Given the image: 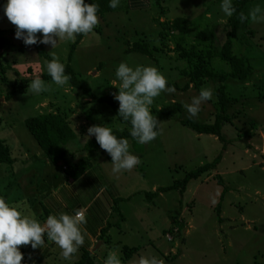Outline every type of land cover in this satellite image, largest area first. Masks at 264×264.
Instances as JSON below:
<instances>
[{"label":"rangeland","instance_id":"rangeland-1","mask_svg":"<svg viewBox=\"0 0 264 264\" xmlns=\"http://www.w3.org/2000/svg\"><path fill=\"white\" fill-rule=\"evenodd\" d=\"M217 2L163 0L164 7L159 12L152 1L151 5L142 9H130L98 18L96 27L101 30H93L96 35L84 37L73 54L71 65L81 79L89 82L95 95H111L113 98L119 88L115 69L121 62L130 67H155L178 88H174L173 93L162 92L154 98L150 106L151 114L154 109L168 104L180 103L183 106L204 87H211L214 91L216 84L210 82L196 89L188 77H182L179 69L184 66L176 60L172 42H166L171 53H154L159 64L140 54H125V42L132 44L147 39L151 46L162 48L159 23L172 21L178 16L190 19L188 30L191 35L206 27L207 23L222 27L229 17L221 11V1ZM3 3L4 0H0V5ZM256 6L264 9V0L251 3L247 15ZM196 19L203 21L196 23ZM247 21L248 29L254 31L255 35L247 40L249 45L243 48L241 54L250 60L254 75L249 83L230 85L228 89V95L234 100L228 111L232 125L224 127L223 134L229 144L217 169L210 176L204 175L191 181L184 194L170 191L148 201L146 193L171 186L183 179L187 172L216 159L222 154L223 143L215 136L197 135L183 126L179 118L188 117L184 107L179 117L159 123V133L153 141L133 145L129 140L130 153L140 160L137 166L132 170L113 173L112 164L109 163L110 171L106 173L104 170L105 174L102 173L103 169L96 167L94 170L101 177L111 175L112 180L105 182L106 189L124 199L119 203L124 221L119 214L112 215L109 235L113 244L111 248L102 247L100 254H95L96 264H104L110 252L116 253L123 264L125 259L121 248L125 244L142 246L125 264H137L140 256L153 255L162 259L164 264H264V22ZM14 31L15 26L0 8V66L6 70V75L0 73V138L10 145L19 164L27 153L32 157L37 153L42 154L26 128L24 120L27 118L65 112L70 114L79 138H85L87 129L93 125H104L112 131L124 129L116 122L109 108L84 97L69 82L64 87H58L52 81H46L50 86L48 92L33 93L28 85L32 79H42L41 75L47 73L44 69L46 59L38 55L34 46H25L22 40L14 39ZM2 39L9 42L4 44ZM220 39L217 37L218 43ZM74 41L61 40L54 49L43 45L51 57L55 54L66 65ZM22 81H25L23 92L20 91ZM186 85L188 89L184 90ZM13 90L17 91L15 97L6 99ZM219 110L213 96L212 100L200 105V112L192 118L201 123H211ZM253 123L255 126H252ZM79 138L66 145L70 155L74 152L77 156V149L82 145ZM70 155L69 162L72 161ZM102 156L110 158L107 153ZM24 163L28 166V160ZM42 164L35 163L37 167H42ZM14 165H0V197L8 195L9 205H18V210L25 216H34L33 208L27 202L29 200L34 205V201L41 197V188H52L54 182L43 181L45 173L51 169H32L28 166L25 175L14 176L15 170H19L17 163ZM59 169L54 170L63 173ZM216 175L222 176L230 190L222 202V224L217 219L215 208L221 202L223 187L215 180ZM177 217L185 224L184 244L176 235ZM117 242L120 243L117 245ZM18 248L20 250V246ZM95 248L97 251L98 248ZM179 250L178 258L174 259L173 255ZM81 256L76 253L69 260H64L56 252L49 262L73 264Z\"/></svg>","mask_w":264,"mask_h":264},{"label":"trees","instance_id":"trees-1","mask_svg":"<svg viewBox=\"0 0 264 264\" xmlns=\"http://www.w3.org/2000/svg\"><path fill=\"white\" fill-rule=\"evenodd\" d=\"M136 1L137 0H134V5H136ZM152 1H154V6L158 8L159 12L163 10V0H147L146 5H149L150 3L152 4ZM217 1L220 2L221 0ZM256 1L258 0H233L236 12L232 17H229L226 24L220 27L219 25L207 23L206 27L197 30L194 35L189 33L188 27L191 22L190 19L186 17L178 16L172 21L160 22L159 26L161 30L159 31V40L161 41L162 48L151 46L149 42H147V39H142L132 44L129 43V41L125 42V45H127L125 54H140L148 57L156 64H159V62L158 59L154 57V53L162 55L171 53L172 50L167 47L166 42H172L174 44V53L177 54L176 60L183 63L184 66L179 69L180 75L182 77H188L189 82L192 83L196 89H201V87H204L210 82L215 83L216 86L213 91L214 103L220 107L219 113L215 116L214 121L211 123H201L194 118H189V116L179 118V121L183 126L189 128L197 135L215 136L223 143L222 154H219V156L212 162L204 164L194 171L187 172L183 179L175 181L171 186L161 187L155 192L146 193L145 197L148 201H153L156 197L160 196V194L170 191H177L180 194H184L191 181L197 180L204 175L210 176L211 173L217 169L223 158L224 152L227 151L229 141L225 138L223 133L225 126L232 125L231 118L228 116V111L234 103V100L228 95V89L230 85L249 83L254 75V68L250 60L242 55L241 51H243L244 47L249 45L247 40L250 39V37H254L255 32L248 29L247 19L244 22H241L239 16L240 14H243L247 17L246 12L249 9L250 4ZM85 3H95L98 5V18H105L109 14L129 11L130 9L135 10L132 9L133 6L129 0H119L118 6L115 9L108 7L109 0H85ZM195 21L196 23H199L203 21V19H196ZM93 30L100 31L101 29L98 26H95ZM39 35L40 34L37 33V36ZM84 37V35L76 36L75 41L70 48L68 63L64 65L66 74L71 77L69 84L72 88L80 91L84 97L91 99L92 102L105 105L109 108L116 122L124 128L113 130L112 133L118 139L125 138L128 141L131 140L132 144L135 145L138 142L129 134L131 130L130 125L127 122L122 121L118 116L119 103L111 95H95L89 82L85 79H81L79 74L75 72L71 65L73 54ZM217 37H221L220 43L217 42ZM2 40L4 44L9 42L6 39ZM32 46L35 47L41 58L51 60L52 57L43 44ZM0 73L2 75H6V70L2 66H0ZM41 78L44 81H51V78L47 73L42 74ZM22 82L23 83L20 85L22 88L20 90L21 92H23L25 88V81ZM166 86H171L175 89L178 88V85L175 83L171 84L168 82ZM186 89H188V85L184 88V90ZM16 94L17 91L13 90L6 96V99L11 100ZM182 113L183 106L180 103L168 104L163 106L161 109H154L152 111V115L156 116L158 123L175 119L182 115ZM69 117L70 114L68 115L65 112L59 111L58 113H48L36 117H30L24 121L26 128L38 143L41 149L40 151L45 156L47 161L56 167H60V169H62L61 172L64 174L65 181L72 184L79 180L94 166L100 154L103 155L106 152L99 148V145L95 141V137L88 139L77 137L72 121ZM252 126H255L254 123ZM78 138L81 140L82 145L79 142L81 147L79 145L80 148L77 149V156L74 155V152H71L70 155V152L67 151L65 147L70 142H76ZM69 155L72 159L71 162L68 161ZM15 163H17L19 170H15L14 176H17L18 174L25 175L26 169L22 166L23 164H19L17 162V159H15L12 154L10 145L4 139L0 138V165L5 164L12 166ZM214 178L217 183L223 187L221 202H219L215 208L217 219L219 223L222 224L224 222L220 216L222 202L230 190L225 186L222 176L216 175ZM11 184L12 182L9 184V189L11 188ZM7 197L8 195L5 194L2 198H4L7 203H10ZM123 200L124 199L119 197L116 198L113 208L114 214H119L122 221H124V217L119 211V203ZM40 206L42 207V215L38 214V208L34 206L31 207L35 213L34 216H38L42 221H44L49 213L43 204L40 203ZM175 226L178 228V234L176 235L184 244L185 224L183 221L180 222L179 217L176 218ZM110 228L111 224L102 230V239H104ZM170 232L172 231H169V233ZM166 233L167 232L164 231L165 235ZM141 249L142 246L131 247L124 245L121 248V252H123L125 259L123 264H125L126 261H129L132 256L135 253L137 254ZM179 254L180 250L176 255H173V258H178ZM21 264L29 263L23 259ZM75 264L96 263L94 261V255L89 252H83L80 260Z\"/></svg>","mask_w":264,"mask_h":264},{"label":"clouds","instance_id":"clouds-1","mask_svg":"<svg viewBox=\"0 0 264 264\" xmlns=\"http://www.w3.org/2000/svg\"><path fill=\"white\" fill-rule=\"evenodd\" d=\"M119 0H109L108 7L115 9ZM7 20L15 26L14 39L22 40L25 46L44 44L54 49L57 43L74 41L77 35H96L93 31L98 24V5L85 3V0H4L0 5ZM220 9L227 17L236 12L233 0H221ZM239 19L264 22V9L252 8L247 17L240 14ZM37 33L40 35L37 36ZM44 69L51 81L58 87L68 84L71 77L66 74L65 66L52 55L44 61ZM119 88L114 99L118 101V116L130 125V136L140 144L156 139L159 123L150 111L154 98L162 92L173 93L174 88L167 85L166 78L151 66L130 67L121 62L115 69ZM31 91L35 94L49 91V84L36 77L32 79ZM117 89V88H116ZM213 99L211 87L202 88L189 103H184L189 118L196 117L203 102ZM95 137L99 148L110 158L112 172L132 170L140 163L139 157L129 151V142L117 138L109 127L93 125L87 129L86 139ZM17 206H11L0 197V264H21L24 255L18 246H30L35 250L43 248L47 241L53 242L64 260H69L84 244L87 236L83 225L86 223L80 211L69 215L58 213L48 215L43 223L34 216H25ZM104 264H121L114 252H110ZM137 264H164L156 256H140Z\"/></svg>","mask_w":264,"mask_h":264},{"label":"crops","instance_id":"crops-1","mask_svg":"<svg viewBox=\"0 0 264 264\" xmlns=\"http://www.w3.org/2000/svg\"><path fill=\"white\" fill-rule=\"evenodd\" d=\"M146 1L137 0L135 2L136 5H134V0H129L133 6L132 9L145 8ZM38 154L39 153L32 157L33 155L27 153L23 156L24 159H20L21 164H23L22 166L26 169L25 173L28 172V166L32 169H51L45 173L43 181H52L54 182V185L49 190H47V188H41V197L37 199L38 202L36 200L34 201V205H31L28 200V204L37 207L39 215H42V207L40 206V203L45 206L49 215H56L58 213L72 215L76 211H80L86 220L83 228L86 230L87 236L85 237L84 244L78 249L77 253H80L81 255L83 252H89L94 255L95 261V254H100V249L102 247L111 248L113 244L112 236L109 235V231L112 228L109 229L104 239H102V230L110 225V220H112V215L114 214L113 208L117 196L109 192L105 186L106 180H112L110 177L111 175L101 177L94 172L96 167L103 169V174H105L104 170L106 173L110 171V158H106V156L104 158L100 154L99 158L90 170H88L79 180L69 184L65 181L63 173H59L54 170L60 167H56L47 161L43 154ZM26 160H28V166L24 163ZM40 162L43 163L42 167H37L35 163L39 165ZM35 219H37L40 223L44 222L38 216H36ZM45 242L46 244L43 248L35 250L31 249L30 246L21 245L20 250L24 255V260L29 264H50L49 260L52 255L56 252L60 253V249L51 241L46 240ZM118 243L120 242H117V245ZM95 247L98 248L97 251ZM72 263L75 264L76 261H73Z\"/></svg>","mask_w":264,"mask_h":264}]
</instances>
